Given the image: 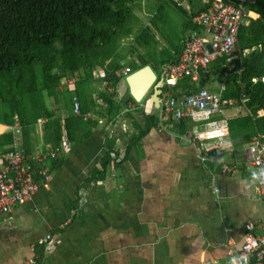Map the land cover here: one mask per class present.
<instances>
[{
  "label": "crops",
  "instance_id": "obj_1",
  "mask_svg": "<svg viewBox=\"0 0 264 264\" xmlns=\"http://www.w3.org/2000/svg\"><path fill=\"white\" fill-rule=\"evenodd\" d=\"M170 1L178 7L185 3L189 16L181 23L182 31L176 41L164 38L165 33L151 19L153 30L161 32L166 43L159 48L155 33L143 32L138 44L134 42L133 47L114 59L115 63H110L121 64L114 71L120 80L117 84L112 75L107 77V65L112 55H117L115 48L103 64H97L88 73L89 89L82 95L85 103L81 104L76 89L68 86V103L62 102L60 107L47 102L48 110L61 121L59 149L46 141L47 118L37 119L28 127L25 137L20 116L14 117V125L21 127L18 147L30 161L37 147L59 154L57 160H47L52 172L48 185L41 186L24 204L8 213L0 212V264H27L35 256L37 264H206L210 260L223 264L230 259L227 246L238 251L243 244L248 223L254 225L256 235H262L264 208L259 180L252 178L258 169L248 161L249 143L259 134L244 141L232 140L230 133L221 147L222 154L218 155L215 142L191 137L192 133L210 129V122L196 123L164 115L150 98L152 88L137 103L128 83L123 85L128 75L122 67L128 66L133 72L143 66L144 60L154 72L152 65L158 68L157 79L163 82L162 101L168 96L192 92L200 87L202 79L208 78L204 87L234 96L229 95L232 89L228 77L237 73V69L231 68L241 63L235 56L215 61L217 72L204 70L198 81L183 77L172 86L165 82L163 68L172 55L178 53L179 58L192 33L205 34L193 24V17L205 11L211 2ZM244 1L248 5L257 2ZM248 12L251 19L259 16ZM145 36H149V41L141 39ZM239 47L242 58L250 54V49H243L240 43ZM126 58L134 61L128 63ZM79 76L78 72L64 75L60 84L63 79L72 78L77 87ZM217 82L219 85L215 86ZM120 85L124 86L122 91ZM170 88L175 92L171 93ZM75 95L81 110L79 116L73 110ZM84 110L87 112L82 113ZM258 114L264 116V110ZM247 116H252L251 111L229 108L216 121L228 122L231 130L232 120ZM196 124L207 126L199 130ZM0 126V135L10 133L13 139L12 145L0 147L2 154L15 149V135L10 126ZM108 154L110 163L105 162ZM49 234L54 237L52 249L40 243Z\"/></svg>",
  "mask_w": 264,
  "mask_h": 264
},
{
  "label": "trees",
  "instance_id": "obj_2",
  "mask_svg": "<svg viewBox=\"0 0 264 264\" xmlns=\"http://www.w3.org/2000/svg\"><path fill=\"white\" fill-rule=\"evenodd\" d=\"M134 1L0 0V124L13 126L18 115L26 137L28 127L39 118H47L46 141L59 149L61 121L48 110L47 96H51L64 75L78 72L74 90L81 104L85 103L82 95L89 89L88 73L115 52L117 32L124 29ZM244 4L259 16L240 26L238 45L251 52L239 64L243 71L228 77V84L232 89L229 95L247 94L246 106L252 113L231 121V138L250 141L256 134L264 135V116L258 114L264 110V82L252 80L264 75V0H257L255 5ZM175 54L169 62L177 60L178 53ZM145 64L142 60L141 66ZM117 67L121 64L110 65L107 72L115 84L119 80L114 72ZM218 69L213 65L207 72L215 74ZM208 80L202 79L198 89ZM12 143L10 133L0 135V147ZM58 154L46 159L45 164L47 160H57ZM109 157L110 154L105 156V162L110 163Z\"/></svg>",
  "mask_w": 264,
  "mask_h": 264
},
{
  "label": "built area",
  "instance_id": "obj_3",
  "mask_svg": "<svg viewBox=\"0 0 264 264\" xmlns=\"http://www.w3.org/2000/svg\"><path fill=\"white\" fill-rule=\"evenodd\" d=\"M245 1L235 4L229 0H212L205 11L193 17V24L205 32L204 35L192 33L182 48L181 54L176 61L164 65L163 75L165 82L170 86L175 85L179 78L187 77L198 81L201 72L218 59L226 56H235L242 62V49L238 45L239 29L247 24L250 18L249 10ZM207 34V36H205ZM245 50V53H248ZM243 71L244 67L236 64L231 68ZM123 72L128 75L132 69L128 66L122 67ZM261 78L253 77V82ZM75 82L70 81V88H74ZM248 96L245 92L240 96L227 97L222 92L212 91L203 87L192 92L182 93L179 96H168L160 103V112L164 115L172 114L177 119H190L196 123L212 124L206 131L192 133L193 140L215 142L218 146L217 154H222V146L227 142L231 130L230 125L216 121V117L224 115L229 108L245 110L249 113L246 104ZM73 110L75 115H81L77 96H73ZM128 111V110H127ZM126 111V112H127ZM215 120V121H214ZM213 122V123H211ZM9 130L15 135V149L0 154V212L8 213L17 205L29 201L41 186L48 185L52 180V173L45 164L46 159L55 158L56 151H43L37 147L32 161L24 151L18 147L20 138V124L10 126ZM117 159L115 154H112ZM249 164L258 169H264V135L253 137L248 146ZM218 192V188H215ZM258 191L264 208V182L259 180ZM247 233L243 244L238 251L227 246V254L230 256L228 262L231 264L236 258L237 264H264V226L261 236L254 233V225L247 224ZM46 248L55 247L54 237L49 234L40 240ZM37 257H32L27 264H37ZM206 264H214L207 261Z\"/></svg>",
  "mask_w": 264,
  "mask_h": 264
},
{
  "label": "rangeland",
  "instance_id": "obj_4",
  "mask_svg": "<svg viewBox=\"0 0 264 264\" xmlns=\"http://www.w3.org/2000/svg\"><path fill=\"white\" fill-rule=\"evenodd\" d=\"M125 3L126 2H124L123 4ZM184 6L185 3L183 7H178L177 3L172 2L170 0H135L134 3L131 5L132 10L130 12L129 18L124 24L125 26L124 29L117 32V38L115 42L117 55L115 56L112 55V60L109 62V64L115 63L114 59L120 58L125 50H128L131 47H133L134 42L138 44L139 43L138 37H140V35H144L145 33L143 32H147L148 30L155 33L157 37V44H156L157 47L160 48L162 47V45L166 43L165 40L162 38L161 32L153 30L155 26L151 23L150 21L151 19H153L156 22V24L159 26L161 31L165 33L164 38H166L167 40L174 39V41H176L177 36H179V32L182 31L180 27L181 23L186 22L189 19L188 13L186 12ZM141 39L147 42L149 41L150 38L149 36H145V37H141ZM132 56L133 58H135V55ZM150 56L153 57L152 53L150 54ZM131 58H126L125 61L130 63V61L133 60ZM152 66L155 70V74H158L159 72L158 68L155 67L154 65ZM126 78L127 77H125L123 81L124 86H127ZM70 81H74V80L72 78L63 79V82L61 84L59 83V85L56 87L54 92L51 93V96L50 97L47 96V102L49 105L57 104V106H60L62 102L68 103L70 101L71 90L67 88V86L70 88ZM218 85L219 82L215 84V86ZM124 86L120 85L121 91L123 90ZM170 90L171 93L175 92L174 90H172V88H170ZM65 105L63 104L62 106ZM57 106L55 105L54 107ZM195 126L196 129L200 130V128L205 129L207 125L196 124ZM1 129H3V127L0 126V130ZM112 157L114 156L112 155Z\"/></svg>",
  "mask_w": 264,
  "mask_h": 264
},
{
  "label": "water",
  "instance_id": "obj_5",
  "mask_svg": "<svg viewBox=\"0 0 264 264\" xmlns=\"http://www.w3.org/2000/svg\"><path fill=\"white\" fill-rule=\"evenodd\" d=\"M126 82L129 85L133 100L137 103H140L146 93L152 88L153 91L150 94V98L156 109L159 108L162 101L160 97V87L163 86V82L161 79H157V75L150 65L146 64L134 70V72L127 76Z\"/></svg>",
  "mask_w": 264,
  "mask_h": 264
},
{
  "label": "clouds",
  "instance_id": "obj_6",
  "mask_svg": "<svg viewBox=\"0 0 264 264\" xmlns=\"http://www.w3.org/2000/svg\"><path fill=\"white\" fill-rule=\"evenodd\" d=\"M252 178L254 181L255 180H261L262 182H264V169H260L259 172H253ZM231 264H237L236 258H233Z\"/></svg>",
  "mask_w": 264,
  "mask_h": 264
}]
</instances>
